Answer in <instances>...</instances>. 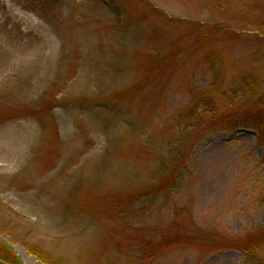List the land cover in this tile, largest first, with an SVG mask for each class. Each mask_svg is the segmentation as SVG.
<instances>
[{"label":"rangeland","instance_id":"obj_1","mask_svg":"<svg viewBox=\"0 0 264 264\" xmlns=\"http://www.w3.org/2000/svg\"><path fill=\"white\" fill-rule=\"evenodd\" d=\"M260 30L264 0H0V264H264Z\"/></svg>","mask_w":264,"mask_h":264},{"label":"trees","instance_id":"obj_2","mask_svg":"<svg viewBox=\"0 0 264 264\" xmlns=\"http://www.w3.org/2000/svg\"><path fill=\"white\" fill-rule=\"evenodd\" d=\"M222 30H223V28H221ZM224 31H226V30H224ZM262 61H260L261 62V64H264V55L262 56V59H261ZM225 99H227L228 100V98L227 97H224ZM256 102H257V105L260 107V108H263L264 107V96H261V97H258L256 100H255ZM232 103L231 101H227V103ZM242 109V107H238V108H236V107H232V108H229L228 110H227V113L225 114L226 116H229V118L231 117V116H233L236 112H239L240 110ZM202 111H207L206 109H204V108H202ZM203 113V112H202ZM206 113H208V112H206ZM205 114V113H204ZM203 114V115H204ZM224 116V115H223ZM255 119V118H254ZM226 120H228V122H229V120L230 119H228V118H226V119H217L216 120V122H215V125L217 126V127H219V126H222V125H225V123H226ZM253 124H254V127L257 129V131H258V133L260 134L259 136H260V138L261 139H263L264 138V118H261L260 116H259V118L257 119V120H254V122H252ZM245 124V122H237V125H239V126H243ZM219 125V126H218ZM236 124H234V126L233 127H236L237 126ZM1 247H3V246H1ZM246 250H247V248H246ZM7 252H9V254L7 255V258H5L6 257V255L4 254L3 256H2V252H0V259H2L3 260V262H4V260H5V262H6V260L7 259H11V261L12 262H16V260H17V256H16V254L12 251V250H9L8 249V251ZM6 252V253H7ZM37 254H39V256H41L40 255V253L39 252H37ZM38 256V255H37Z\"/></svg>","mask_w":264,"mask_h":264},{"label":"bare ground","instance_id":"obj_3","mask_svg":"<svg viewBox=\"0 0 264 264\" xmlns=\"http://www.w3.org/2000/svg\"><path fill=\"white\" fill-rule=\"evenodd\" d=\"M260 34H264L263 31L260 30ZM19 253L21 254L22 257L26 258L25 260L27 261V255L25 254V252H23L22 250H20Z\"/></svg>","mask_w":264,"mask_h":264}]
</instances>
